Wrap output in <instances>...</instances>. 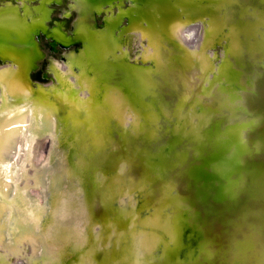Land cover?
<instances>
[{"label": "bare ground", "instance_id": "bare-ground-1", "mask_svg": "<svg viewBox=\"0 0 264 264\" xmlns=\"http://www.w3.org/2000/svg\"><path fill=\"white\" fill-rule=\"evenodd\" d=\"M27 1L35 5L24 9L25 16L14 3L0 6V59L21 61L17 71L0 70L1 102L41 93L10 115L0 132V197L3 193L13 197L14 207L0 203V241L6 247L11 238L17 242L12 252L0 245V264L8 255L20 257L21 264H264V0H226L215 7V0H183L178 7L159 1L162 17L140 5L142 0H71V8L77 10L72 36L58 33L59 26L49 31L43 23L49 18L48 4L61 0L18 3L25 7ZM103 4L117 6V15L106 16L97 29L91 25L92 11L99 12ZM220 14V29L212 31L211 20ZM204 15L211 16L210 25ZM123 19L127 28L116 32ZM191 21L198 25L204 21L200 42L173 44L176 48L166 51V67L157 69L155 51L163 34L179 43L180 29ZM41 30L53 46L59 43L64 50L75 46L73 36L79 42L65 52L64 68L55 69L50 63L43 77L52 76L49 85L28 78L42 56L36 44ZM134 31L139 40L153 43L152 48L144 46L136 52L138 64L130 63L126 51L127 38ZM230 31L234 44L229 51ZM100 33L118 43L103 58L92 53L89 37ZM209 34L216 43L209 42ZM222 43L226 49L217 63L207 51ZM186 54L193 62L181 59ZM81 56L84 68L79 64ZM174 57H181L183 65L205 60L210 64L202 71L196 66L184 70ZM147 60L148 65L141 66ZM112 63L143 78L131 85V91L105 82L91 85L95 74L105 76L114 69ZM152 74L157 85L152 84H156ZM48 92L63 97L61 107L46 103ZM116 111L120 117L111 115ZM54 117L58 123L54 154L35 163L43 152L41 136L50 131ZM94 117H102L106 132L99 134L104 141L107 136L113 140L108 148L102 142L94 147V130L89 134V129L79 131L75 126L79 120L82 124L77 126H86ZM254 120L258 121L248 124ZM69 128L73 129L69 132ZM79 151L84 155L76 160ZM67 153L71 155L65 161ZM178 161L183 165L177 167ZM44 165L48 166L41 176L38 172ZM61 183L71 194L79 187L78 194L50 198ZM31 186L40 188L36 196L41 202L31 189L27 192ZM23 192L25 216L17 204ZM95 198L101 202L94 207ZM51 200V214L37 227ZM172 215L170 259L162 261L157 241H163L164 222ZM19 217L22 236L14 235ZM154 218V225L142 224ZM86 220L84 228L81 224ZM150 237L156 240H151L148 256L141 251ZM42 245L47 254H39Z\"/></svg>", "mask_w": 264, "mask_h": 264}, {"label": "rangeland", "instance_id": "rangeland-1", "mask_svg": "<svg viewBox=\"0 0 264 264\" xmlns=\"http://www.w3.org/2000/svg\"><path fill=\"white\" fill-rule=\"evenodd\" d=\"M18 2H19V0H0V6H3L4 4L6 5L8 3H10V4H13L14 3L13 5L17 6V9H18L19 14L21 13L22 16H25V10L24 9L25 8H30L31 9L35 5V3H32V2L27 1L26 6L25 7H22L21 4H19ZM48 5H49L48 7H49V10H50V12H49V18L46 19V21L43 22L44 23V26H46V29L49 30V31H51V30H53V28L55 29V28H58V26H59L60 28H58V29L60 31L57 30L58 33L61 34V32H63V34L66 35V36L67 35L68 36H72L73 35V31H74L73 30V25H74L75 21L77 20V10L75 8L74 9L71 8L72 1L71 0H61L60 2H55L54 1L53 3H50ZM122 7L125 8L126 5L123 4ZM116 9H117V6H111V5L103 4L102 5V9L99 12L92 11L93 14H92V17H91V25L93 27L99 29L101 27L102 20L106 16H108V15H110V16L114 15L116 13ZM116 15H117V13H116ZM162 16H163V14H162ZM203 17L206 18V19H208V24L210 25V18H211V16L210 15H204ZM186 20L189 21L188 19H186ZM125 22H126V20L123 19V21H122L123 24L121 23V25L118 27V29L116 30V32H119L120 30H124V29L127 28V25H125ZM196 22H198V21H191V22L186 23L185 28L183 30V36H182V40L183 41L181 43V46H183L184 44H187V45H190V46L192 44H194L193 41H194V39H195V37L197 35L198 27H199ZM202 22H204V21H201V24H202ZM40 32H42V33H40ZM40 32L36 35V44H37V46L39 48V51L42 53V56L37 61V65L34 68L35 70L30 73V75H29L28 78L33 83H37V84H40V85H42V84L43 85L44 84L45 85H47V84L49 85V84L52 83V80H53L52 76L49 77L46 80L43 77L48 72V67H49L50 63L51 62L54 63V68L55 69H57V68L58 69L64 68L66 66V64L63 62V57L66 56L65 55V52L68 51V50L71 51L72 49L76 48L78 46V43L79 42H77L78 40H74L76 42L75 46L72 49H68L67 48V49L64 50L63 49L64 47H61V45H59V43L56 45L57 47L52 45V42L45 35L46 31L41 30ZM135 32L136 31L132 32L131 35L129 34V38H127L128 39L127 40V43H128L127 48H128V50L126 49L127 55L129 56L130 63H133V64H136L138 62L137 61V57H134V56H135L136 52L140 48H143L144 46H149V47L151 46V48H152V46H153V43H150L147 38H143L142 40H139V36H138L139 34H138V32H136V34H137L138 37H134L133 35L135 34ZM160 34H163V33L160 32ZM167 35L171 39H173V37H171L170 34H167ZM73 38H75V37L73 36ZM225 49H226V45H223V43H222L221 45H218L215 49L209 48L208 51H207L208 52L207 54L211 55V60L217 62L220 59L221 56L223 58V56H224L223 54H224V50ZM70 51H68V52H70ZM193 54H197V53L195 52ZM148 62H150V60H147L145 62V64H142L141 66H143V65L144 66H147L148 65ZM20 63H21L20 60L18 61L16 59H12V58L9 59V60H4V61L1 60L0 61V70H2L3 68H10V69H12L14 71H17V70H19L21 68V64ZM49 72H51V71H49ZM30 96H31V94L30 95H27V96L24 95L23 97L22 96H15L11 101H19V100L25 99V98L30 97ZM3 98L4 97L0 96V102L3 100ZM29 102L24 103L22 106H20L18 108L16 107L14 110H11L7 114H4L3 112H0V132L2 130V127H3L4 123H5V121L8 119V117L10 115H12L13 113H15L16 111L22 110V108L27 107L29 105ZM0 104H2V102ZM99 111L100 110H97V112H99ZM104 113L105 112L102 111V109L99 112V114H102V115ZM257 121L258 120H254V121L249 122L248 124L250 125V124H252L254 122H257ZM51 131H53L52 128L50 129V131L44 130V132H43V134L41 136L42 137L41 138L42 140L39 143V145H41V148H42V151L43 152H41L39 159L35 163H38V161H40L41 159H43V157L44 158L45 157L47 158V157H50L51 154H54L53 153V150H54V147H55L54 142L57 141V137H56V135H53L54 136V138H53V136H51L52 135V132ZM100 132L103 134L104 132H106V130L100 129ZM49 135L53 139H52V142L50 141L51 145H50L49 149H47V145L49 143V137H50ZM103 137L104 136L101 137L100 134H98L99 141L101 140L102 144L107 143V144H105V148H108L110 145L113 144V140L110 139L111 137L107 136L109 138L106 137V141H104V138ZM95 138H96V136L94 135V139L93 140H95ZM98 138H96V139H98ZM33 142L34 141H32V144H33ZM84 144L85 143L83 142V143H80L79 145H84ZM78 149L80 150V148H78ZM69 150L71 151V153H74L73 150H75V149L72 148V147H70ZM69 154L67 153L66 154V157H64L65 161H66L67 158L70 157V156H68ZM47 166L48 165H46V166L44 165V167L43 166H40V169H39L38 174L42 176L43 173L45 172ZM68 169H70L69 166H68ZM91 171H92V175H95L97 173V171L94 168ZM57 173H59V171H57ZM22 180H23V177L21 179H19V181H18L19 182V185L22 182ZM91 180H92V178H91ZM14 182H15V180L13 179L11 181V183L14 184ZM92 188H94V186H92ZM30 189H31V191L34 194V197L38 194V191L40 190L39 187L31 186V187H29V189H28L27 192H29ZM1 196H2V198L0 197V203L5 204L7 207H10V208L14 209V207L11 205L13 197H9V196L7 197V195H4V193ZM37 196L35 198L40 201L41 199L38 198ZM100 202L101 201H97V199H96L94 201V204H93L94 207L97 204H99ZM107 202H109V201H107ZM79 213H81V212L79 211ZM84 216H85V214L84 215H81V217H84ZM30 221H31V219H30ZM86 222H87V220L84 221V222H82V224H81L82 227L85 228V225H86L85 223ZM21 224H22V217H19L18 218V223H17L18 227L14 231V233H15L14 235H16V236H20L21 235L22 236L23 229L21 227ZM69 230H70V228H69ZM62 233L65 234V232H62ZM2 235L4 236L5 234H2ZM14 243H17V242H15L14 240H12V238H11V239H9V242H8V246L9 247L8 246L6 247L5 244H4V242H3V240L0 241V245L4 249H6L7 252H9L10 250L12 252L13 248H15V244ZM41 247L42 248L40 249L39 254H41V253L42 254H47V250L48 249H45L43 247V245ZM7 248H9V249H7ZM18 254H20V252H18ZM19 262H21V258L20 257H17V256H8L7 257V261H6L5 264H21Z\"/></svg>", "mask_w": 264, "mask_h": 264}, {"label": "water", "instance_id": "water-1", "mask_svg": "<svg viewBox=\"0 0 264 264\" xmlns=\"http://www.w3.org/2000/svg\"><path fill=\"white\" fill-rule=\"evenodd\" d=\"M79 1H81V0H79ZM159 1L161 2V5L162 6H165V5H168V7H178V6H180L181 4H182V2H183V0H142L141 2H140V5H143V7L144 8H149L150 10H151V12L153 13V15L155 16V17H162V13L164 12V11H162L159 7H158V4H159ZM203 1H210V0H203ZM225 1L226 0H215V2L214 3H212L211 1V3L213 4V7H215V6H217V5H219V6H222L223 4H226L225 3ZM192 2H194V1H192ZM212 7V8H213ZM217 9L219 8V7H216ZM214 9V8H213ZM215 10V9H214ZM181 14H182V12H180ZM222 20V17H221V14L217 17V18H213L211 21L212 22H214V23H211L212 24V31L213 30H215V31H218L220 28H219V26H220V22L219 21H221ZM219 24V25H218ZM202 25L203 24H201V25H198L199 27H198V32H197V35H196V37H195V39H194V41H193V43H195V44H198L199 42H200V40H201V34H200V32H201V30H202ZM184 28H185V26L184 27H182L180 30H181V37L183 36V30H184ZM91 31V30H90ZM239 31V30H238ZM230 34L228 35V37H227V39H226V41H227V47H229V51H230V49H232V45L234 44V40H233V37H234V35L231 33V31L229 32ZM213 34V33H212ZM212 34H209L208 35V40H209V42L211 43V42H213V43H216L217 41H213L214 40V37H211L212 36ZM90 35V34H89ZM233 35V36H232ZM90 37V42H92V47H91V50H92V53H94L96 56H98V57H100V58H103V56L104 55H107V54H110L111 52H112V50H114V47H116V46H118V43H115V45L114 44H112L111 42H110V40L109 39H107V37H106V34L105 33H100V34H98V35H90L89 36ZM76 39V37L74 38V40ZM181 40H180V42L178 43V41L177 42H175L176 40H173V39H171L168 35H163L162 36V38H161V40H162V42H161V45H160V47L155 51V55H156V58H157V60H156V63H157V65H158V67H157V69H159V67L162 69L163 67L165 68L166 67V59H165V57H166V51L168 50V49H170L172 46L174 47V48H176V46H174L173 44H175V45H179V47H180V45H181V43H182V38H180ZM198 42V43H197ZM209 43V44H210ZM227 52V51H226ZM231 55V54H230ZM184 57L183 58H181V57H179V58H181L182 60L183 59H187L188 61H190V62H193L192 61V56L191 55H188V54H186V55H183ZM82 57V56H81ZM177 58V57H176ZM175 57L173 58L174 59V61L176 62V64H177V66L179 67V69L180 68H182V69H184V70H187L188 69V66L189 67H195V68H197V70H199V71H202V70H204L209 64H210V62L207 60H205V61H202V62H200V63H197L196 65L195 64H192V63H190V65H183V63H181L180 61V59L179 58H177L176 59ZM80 60H79V64H81L82 65V67L84 68V61H83V57L82 58H79ZM180 60V61H179ZM173 61V62H174ZM183 62V61H182ZM75 64H77V63H74V62H69V66L70 67H74V68H76L75 67ZM185 64V63H184ZM112 65V67L114 68V69H112V70H110L108 73H107V75H105V76H101V74L100 73H97V74H95L94 75V77L95 76H97L96 77V81L93 83V84H91V85H98L99 83H102V82H105L106 83V85H116L118 88H120L121 90L123 89L124 91H125V88L126 89H128L129 91H131V89L133 88L131 85H134V83H135V81H137L138 79H140V78H143V76H141V75H139L138 73H135V72H133V71H130V70H123V69H121L120 67H118L117 69L115 68V65L112 63L111 64ZM156 65V66H157ZM182 66V67H181ZM193 69V68H192ZM152 70H154V69H152ZM152 70H151V72H152ZM49 74V73H48ZM148 77V76H147ZM146 77V78H147ZM151 77L153 78L154 77V74H152L151 75ZM61 80H62V77H61ZM103 80V81H102ZM153 80H155V77L153 78ZM150 81H152V79L150 80ZM154 82V81H153ZM152 82V84L153 85H157V81L155 80V83L156 84H154ZM111 88H113V87H111ZM41 93L39 92V91H36L35 93H31V96L30 97H27V98H25V99H22V100H19V101H10V102H5V103H2V104H0V112H3L4 114H7L8 112H10L11 110H14L16 107L18 108V107H20V106H22L24 103H27V102H29L31 99H32V97H39V95H40ZM44 97H48L47 99H46V103L48 104V105H52V106H57L58 105V107L60 106L61 107V104H62V101H63V97L62 96H58V95H52V93L51 92H48V93H45L44 94ZM94 112H96V109H92V113H94ZM115 112V111H114ZM117 115V117H120L119 115H118V113H117V111H116V113H111V115L114 117L115 115ZM52 120V130L54 131V133H53V131H52V134L53 135H55L56 134V132H57V118L56 117H54V118H52L51 119ZM101 120H102V117H94L93 118V120H91L90 122H88L89 124H87L86 126H77V125H79V124H82V122H81V120H79L78 121V124L77 125H75L76 126V128L79 130V131H85L86 129L88 130L89 129V134L93 131V134H95V136H96V138H98V134L100 133V130H99V128L100 129H102V127H101ZM57 123V124H56ZM85 124V123H84ZM103 125H105V124H103ZM144 125H147V124H144ZM254 126L252 125V126H250V128H248V126H247V128L248 129H251V128H253ZM98 128V129H97ZM246 128V127H245ZM244 128V129H245ZM73 128H69L68 129V131L70 132L71 130H72ZM79 131H77L76 133H78ZM75 132V131H74ZM58 133V132H57ZM76 133H72L73 135H75ZM72 135V136H73ZM95 138V143H94V147H98V146H96L95 144H99V142L101 143V140L99 141V138L98 139H96ZM50 141L52 142V138H51V136L49 137V143H48V145H47V149H49V147H50ZM175 144H177V143H175ZM84 155V152L83 151H80L79 153H78V156L76 157V160H79L82 156ZM184 162V161H183ZM178 163V166L177 167H180V166H182L183 164H181V161H178L177 162ZM176 163V164H177ZM85 165V164H84ZM171 168H173L172 166H170ZM83 169H85V166H83L82 167ZM231 173H233V171H230V172H228L227 174L229 175V174H231ZM183 174L186 176L187 175V173L186 172H183ZM76 181H75V185H78L79 184V172H76ZM38 179H40L41 180V178H40V176H39V178ZM65 186H64V183H61V184H59L58 186H57V188H56V190L54 191V190H52L53 192L51 193V195H50V198H52L53 197V199L55 198V196H60L61 198H66V197H71V198H73V196L74 195H77L78 194V192H79V187H77V189H76V191H75V193H73V194H71L70 192H65L64 191V188ZM78 191V192H77ZM71 195V196H70ZM24 196H25V192H23L22 193V199L21 198H19V202L17 201V204H18V209L20 210V212H21V216H25V215H28L27 214V209H28V207H26V205H25V198H24ZM66 196V197H65ZM173 197V196H172ZM171 197V198H172ZM170 198V201L172 202V199ZM52 201V200H51ZM49 202L48 203V205L44 208V210H43V213H42V215L39 217V219H37V221H36V226L38 227L39 225H40V223H42L43 222V220L45 219V218H48L49 217V214H51V212H52V209H53V207H52V204H53V201L52 202ZM172 204V203H171ZM174 219V215H172V217L171 218H169V219H167V221H165L164 222V226H163V234H164V237L162 238L163 239V241H157L158 242V244H161V253H160V256L162 257V261H164V260H166V261H169V255H170V248L168 247V240H169V238L171 237V235H173V233H174V228L172 227V224H173V222H172V220ZM142 223V222H141ZM150 223H152L153 225L155 224V218L154 219H152L151 220V222H149V221H146V222H144V223H142L143 225H146V226H148ZM38 231V230H37ZM82 238H83V240H84V236H82ZM34 240V242H36V240L37 239H33ZM151 240H156V239H154V237H150V238H148V240H146V241H144L142 244H143V247H142V251H141V253L143 252V253H146L148 256L150 255L149 254V251H150V249L152 248V245H151ZM150 243V244H149ZM70 251L71 252H73V253H75V251L73 250V249H71L70 248ZM9 256V255H8ZM7 256V257H8ZM134 259V258H133ZM47 261H50V259H48ZM59 264H63V262H58ZM57 263V264H58Z\"/></svg>", "mask_w": 264, "mask_h": 264}]
</instances>
